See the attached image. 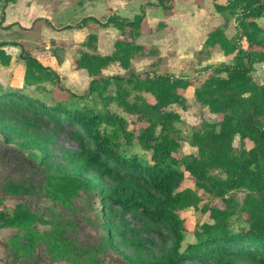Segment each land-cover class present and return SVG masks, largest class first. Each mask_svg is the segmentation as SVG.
<instances>
[{
  "label": "trees",
  "instance_id": "obj_1",
  "mask_svg": "<svg viewBox=\"0 0 264 264\" xmlns=\"http://www.w3.org/2000/svg\"><path fill=\"white\" fill-rule=\"evenodd\" d=\"M0 1L5 6L17 0ZM149 5L161 7L166 14L173 6L171 0ZM213 6L223 16V23L210 28L203 46H218L224 55H232L230 62L206 64L188 76L158 68L127 76L103 74L113 63L129 69L136 57L154 56L155 64L160 62L157 49L136 42L145 19L142 5L131 18L111 13L101 21L87 15L64 27L79 30L92 22L118 31L109 54L97 52V34L90 32L82 42L86 49L70 60L74 69H84L90 78L82 95L96 94L104 109L45 101L19 89L22 83L59 81L60 57L54 45L49 47L50 55L36 56L21 45L24 80L16 81V88L0 92L2 141L37 152L34 158L49 168L39 187L53 204L73 211V200L80 191L96 193L105 230L103 246L131 264H233L237 260L264 264V82L258 83L252 76L254 64L264 61V22L257 21L264 19V0H228ZM230 20L234 33L227 36L225 27ZM36 21L52 27L46 18L36 17ZM158 25L166 26L162 21ZM5 44L0 42L2 66L11 58ZM189 87L194 99L216 118L203 121L191 134L189 144L196 147V153L183 154L175 125L180 116L169 107H185L184 93ZM111 103L134 116L139 125L136 133L128 129L122 116L107 108ZM62 125L72 127L71 135L79 147L61 148L63 163L50 165V146ZM235 136L238 149L233 146ZM134 140L147 151L146 159L124 151L122 146ZM32 188L7 181L0 190V228L17 230L5 241L7 255L27 257V264H33L32 253L41 246L50 262L99 264L93 261L94 252L85 259L74 255L75 247L66 235L72 222L64 219L63 210L36 212L23 201L11 210L6 208V196L31 194ZM233 191L244 192L241 205ZM202 195L219 198L223 207L199 205ZM188 208L199 210L210 221L195 224V241L180 249L188 230ZM238 211L245 225L235 230L230 219ZM126 217L162 239L159 228H164L171 245L158 258L143 257L145 242L151 240L141 239ZM37 224L48 229L40 231ZM121 244L131 246L134 253H121Z\"/></svg>",
  "mask_w": 264,
  "mask_h": 264
},
{
  "label": "rangeland",
  "instance_id": "obj_2",
  "mask_svg": "<svg viewBox=\"0 0 264 264\" xmlns=\"http://www.w3.org/2000/svg\"><path fill=\"white\" fill-rule=\"evenodd\" d=\"M156 0H17L3 6L0 1V42H5V50L10 55L7 66L0 65V92L17 87L16 76L22 71L20 80H24V61L19 59L21 45L31 55H50L49 47H57L60 57V65L57 72L61 75L59 81H45L33 85L22 83L19 89L30 96L45 101H59L65 104L86 108L104 109L102 99L96 94L82 95L90 78L85 70H75L70 60L79 55L80 50L86 48L82 45L90 32L97 34V52L106 54L111 52L112 43L118 36V31L113 27L101 28L90 22L86 27L79 30L66 29V25L74 24L82 17L91 15L104 21L113 13L131 18L139 13L144 6L145 19L141 25L140 34L136 42L146 47H154L158 51L160 62L155 64L154 56L136 57L131 61L129 69L120 67L113 63L102 70L105 75L121 74L129 75L131 72H143L147 70H166L176 75H191L195 69L206 64L220 61L230 62L232 55H224L218 46L207 48L203 41L211 27L223 23V16L215 11L213 3L225 4L228 0H171L172 9L168 14L161 7L149 5ZM42 17L49 20L52 27L43 22L33 20ZM166 26L158 25V22ZM262 24L264 19L257 20ZM227 36L234 33V24L230 20L226 27ZM16 41L19 45H13ZM154 63V64H153ZM21 69V70H20ZM254 80L258 83L264 82V61L254 64L252 71ZM112 87L107 90L110 92ZM185 107L171 105L169 109L176 111L180 120L175 123L179 131L180 147L183 154L196 153V147L189 144V138L193 131L197 130L203 121H213L216 115L211 113L205 106L200 105L193 96L192 88L189 87L185 93ZM151 101L149 95H144ZM110 110L122 116L127 121L128 129L137 132L138 123L134 116L126 113L114 103L107 106ZM72 127L62 125L55 134L50 146L51 158L47 163L55 165L63 163L60 158V149H78V142L71 135ZM40 132H44L41 128ZM233 146L239 148V138L234 137ZM126 153H136L146 159L147 151L143 150L136 140L131 145L122 146ZM35 150H20L13 144H6L0 138V190L7 181L23 182L32 186L31 194L6 196L4 205L11 210L18 202H26L31 210L46 213L49 208L57 211L63 210L65 220L72 222L68 227L67 237L75 247L74 255L85 259L94 252L93 261L99 264H131L125 261L119 254L109 247H104L105 230L103 226L102 210L98 195L94 192L80 191L79 196L73 200L74 210L63 209L60 205L53 204L44 195L39 185L43 183L49 168L39 164L34 158ZM189 185V181L184 186ZM238 204L241 205L244 192L233 191ZM208 203L212 206L223 207V202L217 197L202 195L199 205ZM188 217V230L184 232L181 243L183 249L189 242L195 241L192 230L195 224L209 222L206 215L199 210L188 208L185 211ZM130 226L138 230L141 239H149L151 243L145 242V251L142 256L147 258H158L170 244L168 232L160 227L164 238L156 235L152 230L133 222L126 217ZM231 227L235 230L243 227V215L238 211L230 219ZM40 231L47 230V225H39ZM16 229H0V264H27V257L20 259L7 255L5 241L16 233ZM100 243V244H99ZM119 251L124 255L131 256L134 253L131 246L121 244ZM33 264H79L70 263L65 260L50 262L40 246L32 253ZM88 264V263H81ZM233 264H251L247 260H237Z\"/></svg>",
  "mask_w": 264,
  "mask_h": 264
},
{
  "label": "crops",
  "instance_id": "obj_3",
  "mask_svg": "<svg viewBox=\"0 0 264 264\" xmlns=\"http://www.w3.org/2000/svg\"><path fill=\"white\" fill-rule=\"evenodd\" d=\"M220 25V24H219ZM216 26V25H215ZM84 28V27H83ZM52 46V45H51ZM50 46V47H51ZM112 48H113V43H112ZM5 49V48H4ZM6 51V50H5ZM111 51H112V49H111ZM7 52V51H6ZM8 53V52H7ZM110 53V52H109ZM109 53H106V54H109ZM2 67H4V66H2ZM21 70V69H20ZM76 70V69H75ZM77 70H82V72H83V69H77ZM86 72V71H85ZM21 74H22V71H21V73H20V71H18V77L16 76L15 78H16V80L17 81H19L20 80V78H21ZM1 230H6V229H14V228H0ZM8 239V238H7ZM6 239V240H7Z\"/></svg>",
  "mask_w": 264,
  "mask_h": 264
}]
</instances>
